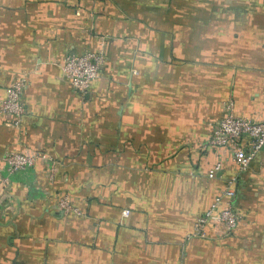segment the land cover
<instances>
[{"label": "crops", "instance_id": "0c3cea01", "mask_svg": "<svg viewBox=\"0 0 264 264\" xmlns=\"http://www.w3.org/2000/svg\"><path fill=\"white\" fill-rule=\"evenodd\" d=\"M87 51L104 62L82 93L62 62ZM20 77L22 127L0 115V264H264V148L239 174L208 144L230 100L264 120V0H0V98ZM10 151L43 158L12 173ZM235 177L237 228L193 236Z\"/></svg>", "mask_w": 264, "mask_h": 264}, {"label": "built area", "instance_id": "2783aa9c", "mask_svg": "<svg viewBox=\"0 0 264 264\" xmlns=\"http://www.w3.org/2000/svg\"><path fill=\"white\" fill-rule=\"evenodd\" d=\"M103 62L104 55L101 51H87L81 54L69 53L62 62V70L72 87L85 93L99 79ZM25 84V77L15 79L7 88L6 95L0 98V115L5 124L9 126L21 128L23 119L27 114V108L23 101ZM226 110L227 114L214 127L208 144L226 150L235 163L238 173H244L264 148V120H256L236 114L232 100L226 104ZM42 158L41 154L29 156L10 151L5 156V163L8 170L13 173L34 166ZM222 167L223 159L220 158L215 166L209 170L208 176L210 178L218 176ZM235 181L236 177L229 180L218 192L211 207L196 218L193 236L204 239L211 238L207 227L212 221L223 224L228 233L237 228L241 216L231 203L235 195ZM0 183L6 185L7 180L0 176ZM58 203L59 209L65 214H82L68 195L61 196ZM129 213V210H124V215Z\"/></svg>", "mask_w": 264, "mask_h": 264}, {"label": "trees", "instance_id": "16d2710c", "mask_svg": "<svg viewBox=\"0 0 264 264\" xmlns=\"http://www.w3.org/2000/svg\"><path fill=\"white\" fill-rule=\"evenodd\" d=\"M222 152H224V150H223ZM217 161H218V160H217ZM216 163H217V162H216ZM216 163H215V164H216ZM223 163H224V162H223ZM215 164H214V166H215ZM214 166H213V167H214ZM213 167H212V168H213ZM208 172H209V171H208ZM214 199H215V198H214Z\"/></svg>", "mask_w": 264, "mask_h": 264}]
</instances>
